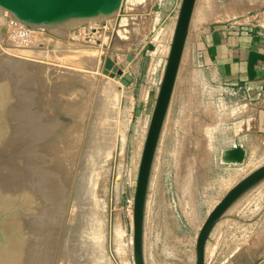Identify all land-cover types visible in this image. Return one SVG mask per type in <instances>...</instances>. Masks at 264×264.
I'll list each match as a JSON object with an SVG mask.
<instances>
[{
  "label": "rangeland",
  "instance_id": "rangeland-1",
  "mask_svg": "<svg viewBox=\"0 0 264 264\" xmlns=\"http://www.w3.org/2000/svg\"><path fill=\"white\" fill-rule=\"evenodd\" d=\"M156 1L124 0L119 17L78 23L68 31L67 39L38 29L48 36L46 40L35 36L10 41L0 20V41L21 50L32 49V55L44 51L47 57L62 61L59 65L79 68L40 63L37 68L33 66L35 111L49 156L69 187L52 264L60 245L59 264H67L68 256L69 264H85L91 254L95 255L92 264H134V189L172 38L167 24L160 28V24L155 25L156 17L151 16ZM97 21L102 26L99 32L100 27H96L100 25L93 24ZM78 52H87V56L92 53L93 63L74 59ZM109 57L119 68L113 70V80L102 74ZM197 58L192 68L181 73L187 79L181 78L177 86L174 112L164 125L153 164L146 215L148 264H194L199 226L233 185L264 162L263 149L251 162L240 166L217 163L212 145L217 134L213 129L219 118L220 89L214 72L199 68ZM131 71L146 79L136 92L134 80L126 86L117 78L118 72ZM103 81L107 85L101 87ZM261 187L264 181L254 186ZM87 237L95 242L99 239L95 250L86 247ZM244 246L222 243L214 250L210 241L206 264L259 262L256 248Z\"/></svg>",
  "mask_w": 264,
  "mask_h": 264
},
{
  "label": "water",
  "instance_id": "water-1",
  "mask_svg": "<svg viewBox=\"0 0 264 264\" xmlns=\"http://www.w3.org/2000/svg\"><path fill=\"white\" fill-rule=\"evenodd\" d=\"M123 4L124 0H0V8L7 10L17 21L66 39L68 31L78 23L119 17ZM195 4L196 0H181L142 149L133 196L134 264H146L144 225L152 169L175 91ZM128 60L133 57L128 56ZM119 77L126 86L134 80L130 73L118 72ZM139 86L138 79L136 90ZM262 181L264 163L233 185L212 208L196 238L194 264H206V246L216 224L241 196ZM68 191L67 183L49 156L35 111L33 63L2 53L0 264L53 263ZM125 201L123 197L122 202Z\"/></svg>",
  "mask_w": 264,
  "mask_h": 264
},
{
  "label": "crops",
  "instance_id": "crops-1",
  "mask_svg": "<svg viewBox=\"0 0 264 264\" xmlns=\"http://www.w3.org/2000/svg\"><path fill=\"white\" fill-rule=\"evenodd\" d=\"M180 4L181 0L156 1L151 6L154 10H150L151 16L156 17L155 25L164 18L168 33L173 35ZM195 57L199 68L214 72V81L220 89L219 118L213 129L217 134L212 145L217 163L240 166L251 162L264 149V0H196L167 119L174 112L177 86L181 78L187 79L181 73L194 66ZM129 73L135 86L138 79L140 86L146 83L143 75ZM149 192L150 186L146 215ZM148 241L145 217L146 264ZM210 241L214 250L222 243L254 247L255 259L259 260L256 264H264V187H253L229 208L212 230L206 258ZM246 250L252 251L248 247Z\"/></svg>",
  "mask_w": 264,
  "mask_h": 264
},
{
  "label": "bare ground",
  "instance_id": "bare-ground-1",
  "mask_svg": "<svg viewBox=\"0 0 264 264\" xmlns=\"http://www.w3.org/2000/svg\"><path fill=\"white\" fill-rule=\"evenodd\" d=\"M4 9H2V8H0V20H2L3 22H4V25L5 26H1V28L3 27L4 29H5V27H7V23L5 22L6 20H8V21H11L13 18H12V16L10 15V13H8L9 15H4V12L6 11V12H8L7 10H4ZM102 19V18H101ZM102 20H104V19H102ZM100 21V20H99ZM21 23V22H20ZM23 24V23H22ZM93 24H95L96 26L97 25H100L101 23L100 22H94ZM25 25V24H24ZM25 27H27L28 29H26V32H25V30H23L25 33H22L20 36H22V40L21 41H23V40H25V39H29V37H34L35 38V36L37 37V38H44L45 40H46V38H48V36L47 35H45V34H43V33H41L40 32V30H38V29H35V28H31V27H29V26H27V25H25ZM100 27V29H97V32H99V30H101V28H102V26L100 25V26H97L96 28H99ZM2 28V29H3ZM6 30V29H5ZM6 32V31H5ZM3 35V34H2ZM6 35V34H5ZM3 36H1V38H2ZM4 39H5V37H4ZM8 39V38H7ZM4 41V40H3ZM0 41V52H2V53H6V54H9V55H12V56H14V57H17V58H20V59H24L25 61H28V62H31V63H33V66H36L35 68H37V67H39V65L41 64L42 66H44V65H46V64H48L47 66H49V65H51V64H53V66H56V67H64V68H69L70 70L72 69V70H74V69H79V68H75V65L73 66V65H71V64H68V63H66V62H64V63H66V64H68V65H65V66H63V65H59V62H62V61H59L58 59H54V58H52L51 57V55H49L50 57H47L46 55L47 54H42L41 53V51H39V53H37V51H36V55H32L33 54V52H30V51H32V49L31 50H27L26 48L25 49H18L14 44H9L8 42H6V41ZM10 41H12L11 39H10ZM19 42V41H18ZM43 42V41H42ZM95 42H96V44H99V45H101L102 43H97V41L95 40ZM11 43V42H10ZM15 47H14V46ZM49 45V44H48ZM52 45H53V43H52ZM51 45V46H52ZM54 45H55V43H54ZM44 46V45H43ZM46 46V45H45ZM50 46V45H49ZM26 47V46H25ZM28 47V46H27ZM39 47V46H38ZM53 49H54V47H53ZM41 50V49H40ZM50 50V49H49ZM48 50V51H49ZM89 52H90V50H89ZM93 52V51H92ZM1 54V53H0ZM40 54V55H39ZM53 55H54V53H53ZM88 54H87V52H82V53H77V54H74V59H76L77 61H81V62H92V61H94V56H91L92 55V53H91V55L90 56H87ZM55 58H56V56H54ZM72 57V56H71ZM72 57V58H73ZM96 59V58H95ZM91 60V61H90ZM80 62V63H81ZM112 62V63H111ZM40 63V64H39ZM43 63V64H42ZM77 63V62H76ZM75 63V64H76ZM80 63H78V64H80ZM93 63V62H92ZM104 64L106 65V67L104 66V68H103V70H102V74L104 73V69L105 70H107V72H105L104 74H103V76L104 77H106V78H108L109 80L110 79H112V78H114V73L115 72H113V70H117V69H119L118 68V66H116L117 64L116 63H114V61L109 57V61L107 62V59H105V61H104ZM116 64V65H115ZM81 65V64H80ZM69 66H71V67H69ZM78 66V65H77ZM103 66V65H102ZM46 67V66H45ZM80 67V66H79ZM87 67V66H86ZM34 68V67H33ZM89 71V70H88ZM35 73H36V75H37V71H36V69H35ZM93 74H96V73H94V72H92ZM97 75H99V74H97ZM115 79V78H114ZM100 80H101V78H100ZM103 80H104V78H103ZM107 80V79H106ZM113 80V79H112ZM111 80V81H112ZM92 82H93V80H92ZM94 82H95V80H94ZM107 81H103L102 82V85H101V87H103V85H107V84H105ZM91 83V82H90ZM100 83V82H99ZM38 84V83H37ZM112 84V83H111ZM98 85V84H97ZM90 86H92L91 84H90ZM105 87V86H104ZM102 90V89H101ZM103 91V90H102ZM108 93V92H107ZM99 96V95H98ZM98 98V97H97ZM104 98V97H103ZM103 100V99H102ZM101 100V101H102ZM97 103V102H96ZM98 104V103H97ZM92 133V132H91ZM90 133V134H91ZM97 153V152H96ZM94 157V156H93ZM83 185V184H82ZM85 190V189H84ZM82 191V190H81ZM73 211V210H72ZM76 216V215H75ZM90 217V216H89ZM92 218H94V217H92ZM76 219V218H75ZM96 220H97V217H96ZM89 223V222H88ZM93 225V224H92ZM97 225V224H96ZM84 226V225H83ZM89 227V226H88ZM100 229V228H99ZM93 230V229H92ZM89 232V234H90V232H93V231H88ZM99 233V232H98ZM102 233V232H101ZM98 235V234H97ZM89 236V235H88ZM100 236H102L101 234H100ZM103 236H105V234L103 235ZM90 237V236H89ZM98 237H99V235H98ZM91 238V237H90ZM90 238H86L85 239V242H87V243H85V245H86V247L90 250V249H94L95 250V248L97 247V241L99 240V239H97V241L95 242V239L93 240V239H90ZM94 238V237H93ZM97 238V237H96ZM102 239V238H101ZM107 239V238H106ZM93 241H94V243H93ZM104 242V241H103ZM106 244V243H105ZM101 245H103V243L101 244ZM118 245H119V243H118ZM98 246H99V244H98ZM107 246V245H106ZM100 247V246H99ZM117 247V246H116ZM102 250H103V248H102ZM119 250V249H118ZM66 251V250H65ZM104 251V250H103ZM105 251H107V250H105ZM64 252V251H63ZM99 252H100V250H99ZM92 253V252H91ZM90 253V254H91ZM102 253V252H101ZM106 253V252H105ZM83 254H84V252H83ZM96 254V253H95ZM99 254V253H98ZM132 254H133V246H132ZM60 255H61V245H60V247H59V249H58V253H57V256H56V261H55V264H59V262H62V260H61V258H60ZM87 255V254H86ZM94 255V254H93ZM102 255V254H101ZM66 256H67V254H65V259H66ZM95 256V255H94ZM93 256V257H94ZM106 256V255H105ZM108 256V255H107ZM87 257H90L89 258V260H87L88 262H86L85 261V264H92V262H91V259L93 258L92 257V254H91V256H87ZM92 257V258H91ZM99 257V256H98ZM101 257V256H100ZM102 258H103V256H102ZM102 258H100V259H102ZM105 258V257H104ZM81 259V258H80ZM99 259V258H98ZM109 259V258H108ZM59 260H61V261H59ZM85 260V259H84ZM106 260V259H105ZM70 261V256H68L67 257V259H66V263L67 264H69V263H71V262H69ZM93 261V260H92ZM100 261V260H99ZM110 261V260H109ZM108 262V261H107ZM111 262V261H110ZM102 263H103V260H102ZM125 263V262H124ZM81 264H83V263H81ZM106 264V263H105ZM108 264V263H107ZM126 264V263H125Z\"/></svg>",
  "mask_w": 264,
  "mask_h": 264
},
{
  "label": "built area",
  "instance_id": "built-area-1",
  "mask_svg": "<svg viewBox=\"0 0 264 264\" xmlns=\"http://www.w3.org/2000/svg\"><path fill=\"white\" fill-rule=\"evenodd\" d=\"M4 11V10H3ZM9 12H4V15H9L8 14ZM11 15V14H10ZM9 15V16H10ZM12 16V15H11ZM165 19H163V20H161V22H160V25H159V27L161 28L162 27V25H164L165 24ZM6 23H7V27H5V29H6V32H4V34H6V37L8 38V39H12V40H14V41H16V39H18V38H20V40H18V41H20L21 42V40L23 39L22 38V36H20L22 33H25L26 32V29H28L27 27H25V25L24 24H22V23H20L19 21H17L16 19H12L11 21H8V20H6L5 21ZM26 28V29H25ZM23 30H25V32L23 31Z\"/></svg>",
  "mask_w": 264,
  "mask_h": 264
}]
</instances>
